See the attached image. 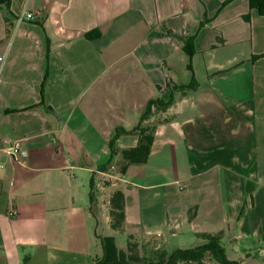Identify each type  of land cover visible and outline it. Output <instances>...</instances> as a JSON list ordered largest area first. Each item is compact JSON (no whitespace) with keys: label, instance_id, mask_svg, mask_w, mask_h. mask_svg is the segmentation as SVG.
<instances>
[{"label":"crops","instance_id":"0c3cea01","mask_svg":"<svg viewBox=\"0 0 264 264\" xmlns=\"http://www.w3.org/2000/svg\"><path fill=\"white\" fill-rule=\"evenodd\" d=\"M225 1L0 5V264H93L99 237L172 252L218 232L228 260L264 264V15ZM23 10L34 20L17 23ZM170 94L143 123L147 162L120 173L147 103Z\"/></svg>","mask_w":264,"mask_h":264},{"label":"trees","instance_id":"16d2710c","mask_svg":"<svg viewBox=\"0 0 264 264\" xmlns=\"http://www.w3.org/2000/svg\"><path fill=\"white\" fill-rule=\"evenodd\" d=\"M11 0H0V5H3L9 11ZM233 0H226L222 3V7ZM250 9L256 10L259 14L264 15V0H248ZM244 19H246L244 17ZM98 36V32L85 34L87 39H92ZM193 38H189L186 44V51L190 52L192 48ZM258 57H256L257 59ZM167 86L173 90H192L193 85L174 86L167 83ZM173 103V95L170 94L167 101L160 98L150 100L144 112L141 115L135 131H138V142L134 148L120 151L121 167L119 172L124 174L127 167L130 165H143L147 162L150 154V148L153 142V127L143 125L149 120L153 111H165ZM117 139V130L112 135L109 141V147L114 153V142ZM93 188L90 186L89 201L93 200ZM193 212H188V217L191 218ZM109 217L111 219L110 227L112 230L121 233L122 226L125 220L124 196L121 191H115L110 198ZM221 232L216 234H200L198 238L205 243L191 249H177L168 252L162 247L155 248L150 244L138 243L131 236L128 237V242L125 250H119L116 246L113 237H99V244L102 250L100 258L96 259L93 264H205L213 261L218 264H239L235 261H230L226 257L224 248L221 246Z\"/></svg>","mask_w":264,"mask_h":264},{"label":"built area","instance_id":"2783aa9c","mask_svg":"<svg viewBox=\"0 0 264 264\" xmlns=\"http://www.w3.org/2000/svg\"><path fill=\"white\" fill-rule=\"evenodd\" d=\"M35 16L32 13L27 12L26 10H23L18 16H17V23H20L22 21H32L34 20ZM2 59H0L1 61ZM8 154L11 156V158L15 161H19L20 160V156L22 154L21 152V144L18 141H15L13 143L10 144L9 148H8ZM111 171H115V166H111L110 167ZM17 215V211L16 210H10L8 212V216L9 217H14Z\"/></svg>","mask_w":264,"mask_h":264},{"label":"rangeland","instance_id":"374dc122","mask_svg":"<svg viewBox=\"0 0 264 264\" xmlns=\"http://www.w3.org/2000/svg\"><path fill=\"white\" fill-rule=\"evenodd\" d=\"M127 242H128V239L126 238V236L124 237V236L122 235V236L118 239L116 246H117V248H118L119 250H125V249H126V244H127ZM214 264H218V263L214 262Z\"/></svg>","mask_w":264,"mask_h":264}]
</instances>
